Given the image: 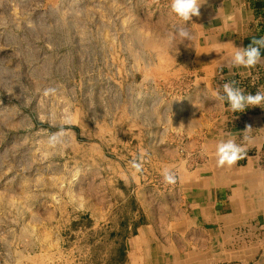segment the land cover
<instances>
[{"label": "rangeland", "instance_id": "obj_1", "mask_svg": "<svg viewBox=\"0 0 264 264\" xmlns=\"http://www.w3.org/2000/svg\"><path fill=\"white\" fill-rule=\"evenodd\" d=\"M129 1L0 0V264H126L139 204L179 188L123 146L161 103L132 77Z\"/></svg>", "mask_w": 264, "mask_h": 264}, {"label": "crops", "instance_id": "obj_2", "mask_svg": "<svg viewBox=\"0 0 264 264\" xmlns=\"http://www.w3.org/2000/svg\"><path fill=\"white\" fill-rule=\"evenodd\" d=\"M170 3L130 0L125 13L138 69L132 77L159 85L161 103L149 120L129 126L123 146L132 161L160 166V175L179 169L176 192L166 191L159 205L139 204L126 264H264V107L232 113L214 97L230 81L251 94L264 88V59L252 69L229 63L234 47L264 37V0H201L187 24ZM179 27L191 42L176 36L167 44ZM246 126L245 159L218 167L217 142L231 133L242 143Z\"/></svg>", "mask_w": 264, "mask_h": 264}, {"label": "clouds", "instance_id": "obj_3", "mask_svg": "<svg viewBox=\"0 0 264 264\" xmlns=\"http://www.w3.org/2000/svg\"><path fill=\"white\" fill-rule=\"evenodd\" d=\"M202 4L201 0H171L170 12L187 24L193 16L200 15L199 9ZM176 36L181 38V42L185 40L191 42L193 39L187 27H179L175 30L174 34L169 36L166 43L171 45ZM262 49H264V37L253 38L247 47H234L229 62L230 66L243 67L245 69L255 68L264 59L261 55ZM214 97L217 101L226 103L227 110L232 113L243 112L248 107H264V88H258L255 94H251L237 86L235 81L224 83L222 85V92L219 90L216 91ZM72 122L70 114L65 117V124L71 125ZM251 131V126H246V129L242 133V143H237L236 137L231 133H229L227 139H222L217 142L215 145V158L218 167H232L240 160L245 159L248 150L247 145L251 142L249 135ZM67 134L66 130L61 127L59 131L49 136L47 141L48 145L52 148L58 145L64 146V137ZM131 167L138 173L142 170L143 164L142 162L133 160ZM161 174L164 183L175 184L177 182V176L170 167H165Z\"/></svg>", "mask_w": 264, "mask_h": 264}, {"label": "trees", "instance_id": "obj_4", "mask_svg": "<svg viewBox=\"0 0 264 264\" xmlns=\"http://www.w3.org/2000/svg\"><path fill=\"white\" fill-rule=\"evenodd\" d=\"M125 259H126L125 252H121V258H120V260L118 261L117 264H123Z\"/></svg>", "mask_w": 264, "mask_h": 264}]
</instances>
